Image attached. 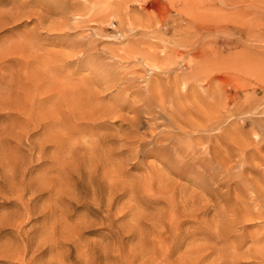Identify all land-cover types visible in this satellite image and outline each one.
Here are the masks:
<instances>
[{
    "label": "rangeland",
    "instance_id": "obj_1",
    "mask_svg": "<svg viewBox=\"0 0 264 264\" xmlns=\"http://www.w3.org/2000/svg\"><path fill=\"white\" fill-rule=\"evenodd\" d=\"M261 174L264 0H0V264H264Z\"/></svg>",
    "mask_w": 264,
    "mask_h": 264
},
{
    "label": "bare ground",
    "instance_id": "obj_2",
    "mask_svg": "<svg viewBox=\"0 0 264 264\" xmlns=\"http://www.w3.org/2000/svg\"><path fill=\"white\" fill-rule=\"evenodd\" d=\"M72 14H74V13H72ZM78 14H79V13H77V14H75V15L77 16ZM70 15H71V14H70ZM73 16H74V15H73ZM76 16H75V17H76ZM77 17H78V16H77ZM79 17H81V16H79ZM81 18H82V17H81ZM76 19H77V18H76ZM236 43H237V42H236ZM144 64H145V63H144ZM157 67H158V66H157ZM157 67H155L154 69H158ZM152 70H153V69H152ZM154 71H156V70H154ZM154 71H153V72H154ZM206 88H207V87H206ZM156 90H157V89H156ZM157 91H158V90H157ZM157 91H156V93H159V92H157ZM156 93L154 92L153 95H151V96H152L153 98H156V99H162V98H163V95H161V94H156ZM180 95H182V94H180ZM153 98H152V99H153ZM145 99H146V98H145ZM153 100H154V99H153ZM141 102H142V101H141ZM145 104L147 105V103H145ZM154 104H155V108H156V110L158 109V111L156 112V110H153V109H151V110L156 114V116H162V114L165 113L164 104H163V105H160L159 103H156V102H154ZM147 106H148V105H147ZM187 106H188V105H187ZM204 106H206V105H204ZM141 107H142V106H141ZM148 107H149V106H148ZM181 107H182V106H181ZM202 107H203V106H202ZM151 108H153V107L151 106ZM155 108H154V109H155ZM203 108H204V107H203ZM187 109H188V108L186 107V108H185V111H186V112H187ZM148 111H150V110H148ZM195 111H197V110H195ZM195 111H194V113H196ZM201 111H202V110H201ZM151 113H152V112H151ZM151 113H150V114H151ZM189 113H190V112H189ZM199 115H200L201 117L203 116L202 119H201V123H202V124L205 122V120L207 121V113H206V111H205V112L202 111ZM173 116H174V115H173ZM158 118H159V117H158ZM184 118H185V117H184ZM159 119H160V118H159ZM169 119H171V118H169ZM185 120H186V122H190V124L192 125V127H197V126H196L197 124L195 125V124L192 123V121H190L188 118H185ZM171 121H172V120H171ZM183 121H184V120H183ZM157 122H158V121H157ZM161 122H162V121H161ZM161 122H160V123H161ZM172 122H173V121H172ZM155 124H156V123H155ZM169 125H170V124H169ZM189 126H190V125H189ZM202 126H204V125H202ZM202 126H201V127H202ZM173 127L176 128V129L179 131V133H180V130H181V127H180V126L176 125V126H173ZM165 130H166V129H165ZM177 133H178V132H177ZM184 133H186V132H184ZM176 135H178V134H174V136H176ZM178 136H179V135H178ZM174 139H175V138H174L173 136L170 135L168 141L171 142V140H174ZM236 141H237V140H236ZM251 144H252V143H251ZM249 151H250V150H249ZM242 153H243V152H242ZM234 155H235V153H234ZM234 155H233V156H234ZM226 156H227V155H226ZM228 156H229V155H228ZM189 157H190V156H189ZM229 157H230V156H229ZM241 157H242V156H241ZM194 158H195V157H194ZM224 158H225V157H224ZM226 158H227V157H226ZM181 159H182V158H181ZM236 159H237V158H236ZM259 159H260V158H259ZM225 160H226V159H225ZM233 160H234V159H233ZM237 160H238V159H237ZM226 161H227V160H226ZM229 163H230V162H229ZM242 163H243V162H242ZM228 165H229V164H228ZM243 165H244V164H243ZM229 166H230V165H229ZM229 166H228V167H229ZM246 166H247V165H246ZM231 167H232V166H231ZM247 168H248V167H247ZM245 169H246V168H245ZM250 169H251V168H250ZM253 169H254V168H252V170H253ZM227 170H229V169H227ZM257 170H258V169H257ZM231 171H232V170H231ZM228 172L230 173V171H228ZM237 174L239 175L238 172H237ZM238 175H237V176H238ZM261 176H264V175L261 174ZM244 177H245V178H243V179L248 183V190H247V191H248L249 196H247V197H248L249 199L252 198V196L257 197V201L255 200L256 202L259 201L258 198H260V201H261L262 199H264V186L260 185L259 188L257 189V192L255 191L256 189L254 190V187H256V185L258 184L257 182H258L259 179L256 178L255 180L249 181V180H247L248 178H246V176H244ZM262 178H264V177H262ZM249 179H250V178H249ZM251 179H253V178H251ZM236 180H237V179H236ZM261 180H262V179H261ZM244 185H245V189H246V187H247L246 183H245ZM244 185H243V186H244ZM240 187H241V186H240ZM241 190H242V192H245V191H243L242 188H241ZM247 191H246V192H247ZM242 192H241V193H242ZM245 196H246V195H245ZM238 197H239V196H238ZM240 197H241V195H240ZM240 197H239V198H235V200H236V199H240L241 201L239 202V200H238V202L241 203V204H243V206H244V203L246 204V202H244L245 200L243 201V199L240 198ZM248 198H247V199H248ZM253 199H255V198H253ZM253 199H252V200H253ZM250 200H251V199H250ZM247 201H248V200H247ZM260 201H259V202H260ZM252 202H253V201H252ZM262 202H264V201H262ZM236 204H237V200H236ZM254 204H255V202H254ZM254 204H253V207H255V206L259 205V204L261 205V203H257V205L254 206ZM262 205H264V203H262ZM241 206H242V205H241ZM244 207H246V205H245ZM247 207H248V205H247ZM261 207H262V206H261ZM261 207H260V208H261ZM234 208H235V207H234ZM256 208H257V207H256ZM256 208H255V209H256ZM241 209H242V208H241ZM255 209H254V210H255ZM261 209L264 210V208H261ZM261 209H260V211H261ZM238 210H239V209H238ZM249 213H250V211H249ZM251 213H252V212H251ZM252 214H253V213H252ZM252 214H251V215H252ZM262 214H264V212H258V211H257V212L254 214V216H256V218H257V217H261ZM254 216H253V217H254ZM254 218H255V217H254ZM257 221H258V220H257ZM251 255H252V254H251Z\"/></svg>",
    "mask_w": 264,
    "mask_h": 264
}]
</instances>
